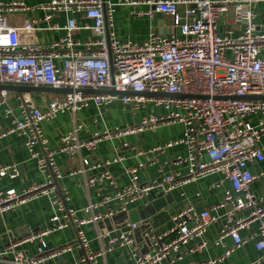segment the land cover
I'll return each mask as SVG.
<instances>
[{
    "label": "built area",
    "instance_id": "built-area-1",
    "mask_svg": "<svg viewBox=\"0 0 264 264\" xmlns=\"http://www.w3.org/2000/svg\"><path fill=\"white\" fill-rule=\"evenodd\" d=\"M259 4L264 0H119L118 5L132 8L131 17L159 13L172 17L179 30L167 35L151 33L145 42L135 43L120 41L110 29L116 5L109 0H49L38 6L25 0H0V85L179 95L54 94L40 107L31 94L17 93L20 116L11 107L5 109L10 124L0 126V140L20 136L46 181L21 192L0 189V214L42 198L50 201L56 214L50 227L32 231L0 250V264H49L73 250H79L80 257L70 264H99L117 249L128 250L132 264H160L165 260L176 262L182 254H195L210 246L222 247V253L198 264H223L249 241L263 254L253 264H264V206L251 190L252 183L264 172L254 174L250 169L253 162H264V100L230 99L264 96V30L258 28L255 10ZM140 6L149 9H136ZM231 10L241 30L238 34L231 28L220 33V22ZM32 12H44V16L27 19L19 26L9 22L11 14ZM63 12L84 14L93 25L79 26L73 18L63 27L52 23ZM83 29H91L96 37L80 42L75 34ZM45 30H63L64 35L52 44L42 45L37 35ZM9 94L0 91V107L7 105ZM116 102L133 112L150 108L159 112L152 111L135 126L105 129L89 139H81L85 125L76 122L58 149L48 145L44 122L66 113L77 116L92 105L102 116V110ZM251 119H256L255 123ZM175 123L184 126L182 136L155 150L185 146L187 155L173 161L176 166L186 165L185 175L176 173L165 176L162 182L141 183L143 164H138L128 171L129 183L119 188L111 166L124 160L121 155L97 163L80 157L83 151L95 152L106 140L155 133L161 126ZM58 153L72 159L80 157L81 167L69 175H84L88 192L106 182L114 192L100 203L90 201L79 210L71 208L67 190L60 183L65 176L56 160ZM87 172L96 173L86 177ZM215 174H221L223 180L213 187L223 181L233 187L220 203L203 211L189 206L171 215L173 225L167 232L145 230L140 239L136 232L143 223L128 217L124 227L98 232L100 248L93 249L85 230L88 226L104 225L119 214H129L133 204L146 200L155 190L171 194ZM19 176L17 165L0 167V181ZM110 204H116V208L102 212ZM219 221V236L215 240L206 238L208 229ZM63 230L72 232L74 242L50 247L47 238ZM244 230L247 236L242 235ZM228 238L233 241L230 247L224 243ZM34 242L39 243L36 255L18 250Z\"/></svg>",
    "mask_w": 264,
    "mask_h": 264
},
{
    "label": "crops",
    "instance_id": "crops-1",
    "mask_svg": "<svg viewBox=\"0 0 264 264\" xmlns=\"http://www.w3.org/2000/svg\"><path fill=\"white\" fill-rule=\"evenodd\" d=\"M9 2L12 0H2ZM32 6L45 4L49 0H25ZM115 4V12L110 29L115 32L120 41H132L135 43L145 42L151 33L167 35L168 33L177 32L175 29V20L172 17L156 13L153 17L145 15L141 18L131 17L129 11L132 9L129 6L118 5L119 0H109ZM136 9L148 10L147 6L136 7ZM258 13L256 23L259 30H264V4L255 6ZM44 12H32L29 14H11L8 16L9 22L12 25L19 26L27 19L33 17H43ZM69 18L76 20L79 26L92 27L93 21L85 18L84 14L60 13L56 16L52 23L60 27L66 25ZM234 29L235 34L239 33L241 26L234 20V12L231 10L220 22L219 32L224 33L227 29ZM64 35L63 30H45L40 31L37 35L38 43L42 45L52 44L59 40ZM75 37L80 42H86L94 39L96 36L91 29H83L76 32ZM11 92L8 97L7 105L0 107V126L6 127L10 124V119L4 113L7 107H11L16 116H20L16 94ZM36 104L44 107L48 100L52 98V94L29 93ZM158 113L159 110L150 108L149 110H141L133 112L128 106L122 102H116L102 110V116L99 115L97 108L92 105L90 108L83 110L77 116L72 113H66L58 116L55 120L47 121L42 124V128L48 145L52 149H58L61 144V139L72 130L76 122L85 125L84 130L80 133L81 139H89L96 132H101L105 129H113L116 127L128 128L137 125L142 118L149 113ZM255 123L256 119H251ZM184 126L179 123L161 126L157 132H144L134 135L125 136L122 138L109 139L100 144L95 152L81 153V158L88 159L90 163L102 162L111 160L116 155H121L124 160L113 164L111 171L116 179L119 188L126 186L129 183L128 171L133 166L143 164L140 169L139 177L141 183L152 181L162 182L165 176L180 173L185 175L188 172L186 165L176 166L173 161L177 157H185L187 150L185 146H174L165 148L162 151L155 150L159 146H165L169 141L182 136ZM264 147V138L261 142ZM128 145V146H124ZM78 158H70L66 154L58 153L57 162L64 174V179L61 185L67 190L69 204L71 208L81 209L87 206L90 201L100 203L103 197L114 192V189L104 183L97 185L90 190L84 187V175L71 176V170H76L81 167V160ZM17 165L20 170V176L11 179L4 177L0 181V189L7 191L15 189L21 192L25 188L33 184H43L46 181V176L37 166L34 159L31 158L23 139L17 135H10L0 140V167ZM250 169L254 174L264 172V162H253L250 164ZM96 172H87L86 177L95 175ZM223 180L221 174H215L203 180L183 186L171 194L173 202L166 203L160 209L149 210L156 200L164 199L168 194L162 190H155L146 200L137 202L131 206V211L137 212L139 221L143 223L139 231L136 232V238L140 239L141 233L153 230L157 234H163L171 229L173 223L171 215L180 212L189 206L194 207L198 211L209 209L212 206L220 203L227 191H232V184L228 181H223L219 187H213L214 184L220 183ZM251 190L262 201L264 206V176L259 177L251 185ZM116 208V204H110L102 208L105 212L107 208ZM56 214L55 210L47 198L31 201L27 204L17 207L8 213L0 214V250L8 246L10 242L21 239L32 231L48 228L51 226V219ZM84 217L83 214H80ZM126 219V218H125ZM106 221L98 226H88L85 230L87 236L92 241V247L95 251L100 248V243L96 240L97 234L100 231L112 230L113 228L124 227V220ZM222 227V221L212 225L206 234V238L215 240ZM254 228L257 225L253 226ZM144 232V233H145ZM143 233V234H144ZM243 236L248 235V231L242 232ZM50 247H58L63 244L74 242L73 234L70 230L55 232L47 238ZM227 247L232 246L233 241L228 238L225 240ZM39 247L38 242L23 244L18 247V250L29 255H36ZM222 247L210 246L203 251L195 254H182V258L176 262L165 260L160 264H198L202 260L220 255ZM262 252L258 251L253 241H249L242 248L236 251L231 258L223 264H253L262 257ZM80 257L79 250L63 254L57 260L49 264H70L74 263ZM9 259V258H6ZM133 259L128 250L117 249L107 258L100 259L99 264H132Z\"/></svg>",
    "mask_w": 264,
    "mask_h": 264
},
{
    "label": "water",
    "instance_id": "water-1",
    "mask_svg": "<svg viewBox=\"0 0 264 264\" xmlns=\"http://www.w3.org/2000/svg\"><path fill=\"white\" fill-rule=\"evenodd\" d=\"M8 92H18V93H45V94H70V93H79V94H98V95H114V96H144V97H178L179 95L165 94V93H136V92H118L115 90H96V89H56L52 87H35V86H17V85H0V91ZM230 99H240V100H264V96H244V97H231ZM173 202V195L168 194L164 199L156 200L153 202V205L149 207L150 211L153 209H160L166 203ZM137 212L131 211L129 214L123 213L115 216L113 219L121 220L125 218H131L133 222H138L139 218Z\"/></svg>",
    "mask_w": 264,
    "mask_h": 264
},
{
    "label": "rangeland",
    "instance_id": "rangeland-1",
    "mask_svg": "<svg viewBox=\"0 0 264 264\" xmlns=\"http://www.w3.org/2000/svg\"><path fill=\"white\" fill-rule=\"evenodd\" d=\"M43 94H45V93H43ZM33 95H35V93H33ZM52 95H54V94H52Z\"/></svg>",
    "mask_w": 264,
    "mask_h": 264
}]
</instances>
